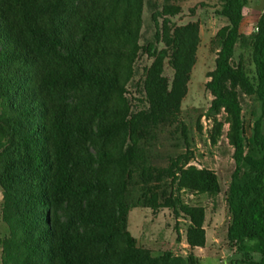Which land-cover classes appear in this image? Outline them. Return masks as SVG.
Returning a JSON list of instances; mask_svg holds the SVG:
<instances>
[{"label": "trees", "instance_id": "1", "mask_svg": "<svg viewBox=\"0 0 264 264\" xmlns=\"http://www.w3.org/2000/svg\"><path fill=\"white\" fill-rule=\"evenodd\" d=\"M247 2L214 8L225 24L211 41L205 117L210 144L224 134L232 149L228 245L240 263L264 264V11L240 33ZM181 14L174 0H0L1 264H198L205 208L183 196L222 187L192 165L180 120L200 44L199 24L177 23ZM237 45L252 71L242 57L232 64ZM242 96L260 102L248 135ZM134 208L185 216L189 253L139 246Z\"/></svg>", "mask_w": 264, "mask_h": 264}, {"label": "rangeland", "instance_id": "2", "mask_svg": "<svg viewBox=\"0 0 264 264\" xmlns=\"http://www.w3.org/2000/svg\"><path fill=\"white\" fill-rule=\"evenodd\" d=\"M174 2L182 8V14L176 18L177 23L197 22L200 26V44L187 85V93L182 100L180 120L184 122L188 130L190 149L194 153L192 165L213 170L222 187L221 193L214 198H208L206 195L183 196L186 202L205 208V245L203 248L193 249L192 253L198 264H245L240 263L244 259L243 255L230 248L227 241L229 214L223 192L234 171L231 158L232 149L228 146L224 134L217 145L210 144L208 135L211 123L205 117L212 97L205 91L204 85L208 81L207 72L214 68L216 55L211 41L215 33L225 24L224 20L214 13V8L218 6L220 0H174ZM263 11L264 0H248L244 11L245 16L239 29L240 33L250 34L255 28L257 18ZM240 57H242L247 70L252 71L253 66L249 52L237 45L232 64L237 65ZM240 101L242 124L248 135L260 114V102L247 96H242ZM218 118L221 119V116ZM227 129L228 125H225L224 133ZM248 175L249 172L243 171L239 176L246 177ZM188 227V219L183 215L175 216L170 209L134 208L129 211L127 218V229L136 238L137 244L155 255L166 250H170L176 255L189 253L190 250L185 242ZM177 230L180 234V241L176 240ZM6 233V225L0 221V238ZM247 259L257 261L259 257L257 254H248Z\"/></svg>", "mask_w": 264, "mask_h": 264}, {"label": "crops", "instance_id": "3", "mask_svg": "<svg viewBox=\"0 0 264 264\" xmlns=\"http://www.w3.org/2000/svg\"><path fill=\"white\" fill-rule=\"evenodd\" d=\"M257 20H258V18H257ZM257 20H256V22H257ZM1 200H2V193H1V190H0V203H1ZM204 229H205V227H204ZM205 234H206V232H205ZM6 235H7V233L4 234V236L0 238V241H1L2 238H4ZM0 257H1V248H0ZM0 264H1V261H0Z\"/></svg>", "mask_w": 264, "mask_h": 264}, {"label": "built area", "instance_id": "4", "mask_svg": "<svg viewBox=\"0 0 264 264\" xmlns=\"http://www.w3.org/2000/svg\"><path fill=\"white\" fill-rule=\"evenodd\" d=\"M253 31H255V28L253 29Z\"/></svg>", "mask_w": 264, "mask_h": 264}]
</instances>
